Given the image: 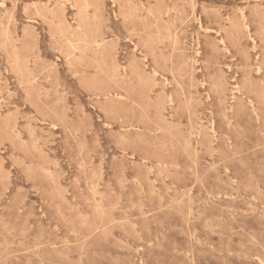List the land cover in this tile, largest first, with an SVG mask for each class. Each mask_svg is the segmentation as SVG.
I'll use <instances>...</instances> for the list:
<instances>
[{"label": "rangeland", "instance_id": "obj_1", "mask_svg": "<svg viewBox=\"0 0 264 264\" xmlns=\"http://www.w3.org/2000/svg\"><path fill=\"white\" fill-rule=\"evenodd\" d=\"M0 264H264V0H0Z\"/></svg>", "mask_w": 264, "mask_h": 264}, {"label": "bare ground", "instance_id": "obj_2", "mask_svg": "<svg viewBox=\"0 0 264 264\" xmlns=\"http://www.w3.org/2000/svg\"><path fill=\"white\" fill-rule=\"evenodd\" d=\"M244 14V13H243ZM228 18V17H227ZM201 27V26H200ZM258 70H259V68H258ZM190 118V117H189ZM207 163V162H206Z\"/></svg>", "mask_w": 264, "mask_h": 264}]
</instances>
